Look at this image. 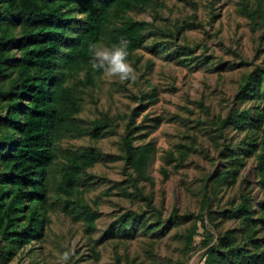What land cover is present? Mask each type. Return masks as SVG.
<instances>
[{"label": "rangeland", "instance_id": "rangeland-1", "mask_svg": "<svg viewBox=\"0 0 264 264\" xmlns=\"http://www.w3.org/2000/svg\"><path fill=\"white\" fill-rule=\"evenodd\" d=\"M130 18L147 36L128 56L135 80L103 71L89 82L84 72L67 76L78 129L52 137L41 235L26 245L0 235V264H204L206 245L226 234L233 241L218 247L215 264H264V99L240 96L249 75L264 69V0H152ZM9 33L22 38L19 26ZM247 110L252 120L230 122ZM97 120L105 127L96 138ZM139 151L147 158L138 172ZM83 154L93 162L70 188L62 167ZM86 214L96 216L93 229ZM233 250L243 252L240 262Z\"/></svg>", "mask_w": 264, "mask_h": 264}, {"label": "trees", "instance_id": "trees-1", "mask_svg": "<svg viewBox=\"0 0 264 264\" xmlns=\"http://www.w3.org/2000/svg\"><path fill=\"white\" fill-rule=\"evenodd\" d=\"M151 1L0 0V98L5 107V113L0 115V128L6 130L0 132V235L11 244L26 245L41 235L46 175L56 157L52 137L78 129L74 123L78 99L74 88L66 82L67 76L84 72L89 82L94 74L102 72L90 64L88 45L92 41L110 44L126 37L131 42L129 53L141 47L147 37L143 22L124 19L129 11L145 7ZM10 25L20 27L22 38L13 40ZM13 49L16 53H11ZM8 76V87L4 88ZM249 80L240 89V96L264 99V69L251 73ZM254 119L260 121L258 115ZM244 120H252L249 110L230 122ZM103 127L105 122L97 120L93 136L99 137ZM127 134L122 139L130 159L134 149ZM261 143L264 146V139ZM255 147L253 144L252 148ZM139 152L132 162L138 172L147 158V151ZM81 159L62 167V177L70 188L77 184L82 164L93 162L90 154H83ZM258 171L264 187V159ZM224 175L220 173L219 178ZM144 199L148 201L146 196ZM243 206L248 216L246 203ZM86 217L88 227L93 229L96 216L86 214ZM135 218L130 214L127 219L133 225ZM124 221L121 219L118 224L123 225ZM259 221L264 225V216ZM125 231L124 234L129 233ZM193 235L194 230H189L187 246ZM232 241L226 234L220 237L217 246L207 244L204 264H215L220 255L218 247L228 249ZM232 252V261L240 262L243 252Z\"/></svg>", "mask_w": 264, "mask_h": 264}, {"label": "clouds", "instance_id": "clouds-1", "mask_svg": "<svg viewBox=\"0 0 264 264\" xmlns=\"http://www.w3.org/2000/svg\"><path fill=\"white\" fill-rule=\"evenodd\" d=\"M130 40L120 37L110 44L92 41L89 43L90 64L93 69H100L109 76H118L121 81L135 80V68L128 60ZM71 250L62 253V262H67Z\"/></svg>", "mask_w": 264, "mask_h": 264}]
</instances>
